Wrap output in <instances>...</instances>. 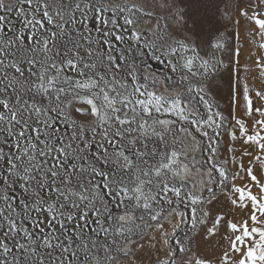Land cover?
Instances as JSON below:
<instances>
[{
  "label": "snow or ice",
  "instance_id": "6c2138e0",
  "mask_svg": "<svg viewBox=\"0 0 264 264\" xmlns=\"http://www.w3.org/2000/svg\"><path fill=\"white\" fill-rule=\"evenodd\" d=\"M0 264H264V0H0Z\"/></svg>",
  "mask_w": 264,
  "mask_h": 264
}]
</instances>
